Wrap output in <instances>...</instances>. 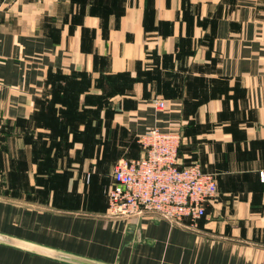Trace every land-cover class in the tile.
Returning <instances> with one entry per match:
<instances>
[{
	"label": "crops",
	"instance_id": "0c3cea01",
	"mask_svg": "<svg viewBox=\"0 0 264 264\" xmlns=\"http://www.w3.org/2000/svg\"><path fill=\"white\" fill-rule=\"evenodd\" d=\"M154 127L215 177L194 228L107 214L114 164ZM0 144L25 192L0 198L1 236L98 264H264V0H0ZM0 264L71 263L0 243Z\"/></svg>",
	"mask_w": 264,
	"mask_h": 264
},
{
	"label": "built area",
	"instance_id": "2783aa9c",
	"mask_svg": "<svg viewBox=\"0 0 264 264\" xmlns=\"http://www.w3.org/2000/svg\"><path fill=\"white\" fill-rule=\"evenodd\" d=\"M163 108L161 100H154ZM180 136L154 127L139 136L142 154L120 159L113 167L111 185L105 192L107 214L113 218L152 214L172 225L195 222L205 216V204L217 194L215 177L198 164L182 166L177 150Z\"/></svg>",
	"mask_w": 264,
	"mask_h": 264
},
{
	"label": "rangeland",
	"instance_id": "374dc122",
	"mask_svg": "<svg viewBox=\"0 0 264 264\" xmlns=\"http://www.w3.org/2000/svg\"><path fill=\"white\" fill-rule=\"evenodd\" d=\"M135 142H136V146L141 148L138 136L135 138ZM1 147H4V146L2 144H0V149H1ZM5 156L6 155H4V160H3V156L0 154V198L23 199L22 196L24 195L23 193H25V192L18 194V192L15 191L16 189H18L16 184L17 183L23 184V179L17 178L16 176H10L8 174L9 169H11L12 165H14L15 161H8L5 158ZM11 184H12V186H11ZM24 188L27 190V186L24 185ZM31 195H33V194H31ZM39 195H41V194L37 193V196H36L37 199H39ZM32 202H34V201H32ZM39 204H41V203H39Z\"/></svg>",
	"mask_w": 264,
	"mask_h": 264
},
{
	"label": "water",
	"instance_id": "95a60500",
	"mask_svg": "<svg viewBox=\"0 0 264 264\" xmlns=\"http://www.w3.org/2000/svg\"><path fill=\"white\" fill-rule=\"evenodd\" d=\"M0 243L3 244H7V245H11L14 247H18V248H22V249H26L56 260H60L63 262H67V263H71V264H98L96 262L90 261V260H85L79 257H75V256H71V255H67V254H62L59 252H55L53 250H49L46 248H42L39 246H35L32 244H28L25 242H21L12 238H8L5 236H1L0 235Z\"/></svg>",
	"mask_w": 264,
	"mask_h": 264
}]
</instances>
